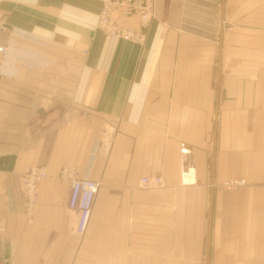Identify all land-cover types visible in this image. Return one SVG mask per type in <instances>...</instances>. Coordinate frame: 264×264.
Masks as SVG:
<instances>
[{
	"label": "crops",
	"instance_id": "1",
	"mask_svg": "<svg viewBox=\"0 0 264 264\" xmlns=\"http://www.w3.org/2000/svg\"><path fill=\"white\" fill-rule=\"evenodd\" d=\"M100 6L0 3V264H264V0H154L143 45ZM62 167L99 183L80 239Z\"/></svg>",
	"mask_w": 264,
	"mask_h": 264
},
{
	"label": "built area",
	"instance_id": "2",
	"mask_svg": "<svg viewBox=\"0 0 264 264\" xmlns=\"http://www.w3.org/2000/svg\"><path fill=\"white\" fill-rule=\"evenodd\" d=\"M2 0H0V3ZM137 16L139 30L120 23ZM154 18V0H101L95 28L102 34L126 42L143 45L146 31ZM2 16L0 14V24ZM8 49L0 44V65L5 60ZM47 177L45 167L30 166L21 175L23 186L24 211L30 213L37 200L39 183ZM70 182L67 209L75 214L74 235L80 239L85 233L99 183L87 178H79L73 167H62L55 176ZM243 180H229L222 184L224 190H236L244 186ZM163 185L159 176L144 177L140 180L141 189L159 188Z\"/></svg>",
	"mask_w": 264,
	"mask_h": 264
}]
</instances>
